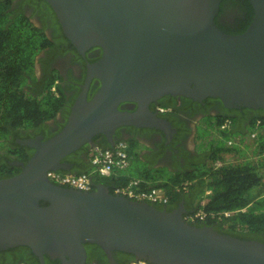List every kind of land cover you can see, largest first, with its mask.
I'll list each match as a JSON object with an SVG mask.
<instances>
[{
    "label": "water",
    "instance_id": "95a60500",
    "mask_svg": "<svg viewBox=\"0 0 264 264\" xmlns=\"http://www.w3.org/2000/svg\"><path fill=\"white\" fill-rule=\"evenodd\" d=\"M45 1L80 53L97 46L102 55L89 65L62 130L22 141L33 153L18 173L0 178V250L28 247L39 264L45 255L86 264L87 243L109 259L121 251L148 264H264L263 242L189 223L181 204L159 209L103 183L83 191L46 177L47 170L71 173L64 158L97 134L114 147L119 127H169L149 108L165 95L264 109V0H248L253 17L238 34L214 22L222 0ZM92 78L99 87L87 100ZM124 102L134 107L121 109Z\"/></svg>",
    "mask_w": 264,
    "mask_h": 264
},
{
    "label": "trees",
    "instance_id": "16d2710c",
    "mask_svg": "<svg viewBox=\"0 0 264 264\" xmlns=\"http://www.w3.org/2000/svg\"><path fill=\"white\" fill-rule=\"evenodd\" d=\"M229 3L240 5L246 12V21L242 20L243 22L236 28L228 29L227 33H242L251 22L253 8L248 0H222L220 10ZM44 42L47 43L48 40L42 30L33 26L24 14L10 10L9 0H0V141L3 144L12 130H15L14 134L21 129L40 128L45 121L53 119L63 107L62 91L57 88L56 93L50 89L53 80L40 90L25 88L28 85V78L35 81L34 59ZM182 99L189 104L188 110L203 108L201 103L184 97ZM204 103L214 104L223 109L216 99L208 98ZM236 110L225 109L223 115L217 114L215 117L208 115V119L212 117L214 119L211 123V132L209 131L212 139L208 143V149L198 154L200 158L194 157L181 170L171 171L164 178L150 174V171L157 169H139L136 176L132 177L127 175L130 170L128 173L124 171L127 166L124 170H114L107 177L92 173L91 189H94V184L103 183L113 192L115 187L125 186L131 179L138 178L143 189L154 187L163 189L172 208L184 199L191 204L188 209L192 208L187 213L198 209L205 214L203 219H195L192 222L189 220V223L194 225L205 223L219 232L264 243V116L252 114L250 121L241 131H234L233 125L230 130L220 129L221 123L226 119H230L233 124L235 117L232 114ZM238 110L248 111L245 107ZM256 121L260 123L254 140L250 141L248 137L255 129ZM229 140L231 144H228ZM125 142L129 143L126 150L130 162L133 163V156L139 160L135 153L138 143L130 140ZM14 146L18 148L12 149L9 146L7 153L26 162L29 158L27 147L17 144ZM106 148H111L108 143L102 149ZM81 150L82 146L71 155L77 153L78 156ZM84 153L90 158L93 150L86 149ZM19 170V166L11 167L4 163L0 167V178L12 176ZM131 170L133 171L132 168ZM89 171L90 167L85 157L80 158L77 168L75 166L71 168V172L75 174ZM183 182L188 183L186 189H177L176 187H180ZM17 254L18 260L24 256L31 264H37L35 257L27 250ZM28 261L24 263L29 264Z\"/></svg>",
    "mask_w": 264,
    "mask_h": 264
},
{
    "label": "flooded vegetation",
    "instance_id": "af4514ba",
    "mask_svg": "<svg viewBox=\"0 0 264 264\" xmlns=\"http://www.w3.org/2000/svg\"><path fill=\"white\" fill-rule=\"evenodd\" d=\"M9 1L10 10L24 14L33 26L43 31L48 40L47 43H43V46L34 59L33 76L35 77V81L28 78V85H26L25 88L27 90H40L43 86H46L51 80H53L52 86L56 89L59 88L64 95L63 107L60 108L53 119L45 121L44 125L40 128L21 129L19 131L17 130L18 133L14 134L13 132L15 130H12L5 141L4 145L7 147L10 146L12 149L18 148L17 146H14V144L27 147L26 152L31 156L33 149L24 145L22 141L34 139L37 136H42V140H45L62 130L70 115L71 108L76 102L77 95L81 92L82 86L85 84L89 65L95 63L101 57L102 50L100 47L91 46L85 50L84 54L80 53L77 47L73 45L63 33L52 8L45 0ZM242 20L246 21V12L236 3H229L221 10L219 6L218 13L214 18L216 26L226 33L228 29L236 28L240 22H243ZM98 87L99 80L92 78L88 90L86 91L87 100L92 97ZM182 98L183 97L181 96L165 95L156 103H151L149 105V108L154 111L156 110L159 117L164 119L170 128L167 127L166 124L161 125L160 129L154 127L141 128L122 126L117 128L113 134L114 143L116 144L120 141L125 142L130 140L136 141L140 145H148L149 150L146 151L145 154H143L140 149L137 152V156L146 161L147 165H164L171 171L181 170V168L187 165L195 156V154L193 155L191 153L190 142H192V140L189 135L194 119L200 118L203 115L207 117L208 115L215 117L217 114L223 115L225 109H237L235 113L232 114L235 117V121L232 125L235 127L236 131H241L250 121L252 114H260L264 116V109L262 108L257 110L247 108V112H238L240 111L238 110V107L240 106H237L236 108H224L220 100L217 98L212 99L219 101L223 109H219V107L214 104L206 105L204 103L205 99L201 102L203 108L188 110L187 107L189 104L184 102ZM133 107L134 105L129 102L120 104V108L124 110L132 109ZM213 117L212 120L214 121ZM12 141L14 142L12 143ZM106 143H110L108 139L103 134H97L92 137L91 143L82 145L83 150L79 152L78 156L77 153L75 155H69L67 158H64V161L71 163V168L74 166L77 168L80 158L86 156L84 153L86 149L91 151L94 149L93 147L102 146L103 148ZM28 148L30 150H28ZM195 158L198 159L200 157L199 155H196ZM75 159H77L76 162ZM19 162L22 161L15 156L9 155L7 151H0V167L4 163H8V166L11 167H21ZM180 204L183 205L186 210L191 205L190 202H186L184 199L178 203V205ZM156 206L159 209H173L168 202L156 204ZM84 246L88 263L131 264V261H136L129 253L112 251V259H109L98 245L87 243L84 244ZM25 249L31 253L30 249L25 246L0 250V262L4 261L5 263L3 264H25L24 262H27L28 260H25L24 256H21L22 258L18 260L17 254L18 252H25ZM33 256L35 257L37 264H39L37 257L35 255ZM44 257L45 264H61L60 260L57 258H50L46 255ZM28 263L31 264L29 261Z\"/></svg>",
    "mask_w": 264,
    "mask_h": 264
},
{
    "label": "built area",
    "instance_id": "2783aa9c",
    "mask_svg": "<svg viewBox=\"0 0 264 264\" xmlns=\"http://www.w3.org/2000/svg\"><path fill=\"white\" fill-rule=\"evenodd\" d=\"M54 91V88H52ZM161 110V109H160ZM231 121L226 119L220 129H226L230 126ZM256 131L251 132V138H254ZM231 144V141H228ZM127 143L120 141L113 148L102 149L96 147L93 149V154L90 157L92 169L90 172L79 174L63 172L58 170H47L46 177L55 184L70 187L78 190L87 191L92 187L91 174L96 173L101 177L110 176L115 169H123L129 164V156L127 153ZM141 181L137 178L131 179L125 186L115 187L113 193L125 196L129 199L138 201H147L152 204H163L169 200L168 195L161 188H145L141 186ZM187 182H183L177 189H186ZM228 214V213H225ZM205 214L201 210L185 216L186 220L193 221L195 219H203ZM87 264H96L89 262ZM132 264H146L144 261H134Z\"/></svg>",
    "mask_w": 264,
    "mask_h": 264
},
{
    "label": "crops",
    "instance_id": "0c3cea01",
    "mask_svg": "<svg viewBox=\"0 0 264 264\" xmlns=\"http://www.w3.org/2000/svg\"><path fill=\"white\" fill-rule=\"evenodd\" d=\"M205 119H206V121H205ZM193 122L194 123H193L192 128H191V130L189 132L191 140L195 139V142H197V140H198L201 143V145H203V147L200 150H198L196 145H193L192 147H190V149L192 150L191 153L193 155L195 154V156H196L198 154L203 153V151H206L208 149V143L212 139V135L209 134V131L211 132V123H213V120L212 119H208L207 116L203 115L200 118L194 119ZM200 122H202V125L204 126V128H201V131L198 132V130H197L198 127H199L198 123H200ZM202 130H203V133H202ZM234 131H236V129ZM198 135L202 136V137H198ZM190 143L194 144L193 142H190ZM139 149L141 150V152L143 154H145V152L149 150V146L148 145H140V144H138L136 149H135V153L136 154L139 151ZM138 158H139V162L141 163V164H139L140 165V169H153V170H155L158 167H163L164 166V165L150 166V165H147V162L142 160L139 156H138ZM85 161L88 162V165H89L90 170H91L92 169V165L90 163V158H87L85 156ZM164 167H166V166H164ZM131 168L133 169V163H131L130 160H129V165L125 168V170L123 168V170L126 173H128V171L130 170V172L127 175H131L132 177H134L139 172V170L136 168L135 170L132 171ZM118 171H120V170H118ZM263 172H264V169H263ZM72 173H74V172H72ZM191 209L192 208H189L187 210L189 211Z\"/></svg>",
    "mask_w": 264,
    "mask_h": 264
},
{
    "label": "rangeland",
    "instance_id": "374dc122",
    "mask_svg": "<svg viewBox=\"0 0 264 264\" xmlns=\"http://www.w3.org/2000/svg\"><path fill=\"white\" fill-rule=\"evenodd\" d=\"M19 14H21V13L19 12ZM205 121H206V119H205ZM198 125H199V127L197 130H198V132H200L201 128H204V126L202 125V122L198 123ZM202 133H203V130H202ZM198 137H202V136L198 135ZM192 142L194 144L190 143V147H192L193 145H196L198 150H200L203 147V145H201V143L198 140H197V142H195V139H193ZM4 150H5V148L2 147V152ZM132 161H133V170H135L136 168L139 170L140 169L139 164H141V163L139 162L137 157L133 156ZM170 173H171V170L167 167H164V166L158 167L156 171H150V174H153L154 176H162L163 178Z\"/></svg>",
    "mask_w": 264,
    "mask_h": 264
},
{
    "label": "clouds",
    "instance_id": "9594fccd",
    "mask_svg": "<svg viewBox=\"0 0 264 264\" xmlns=\"http://www.w3.org/2000/svg\"><path fill=\"white\" fill-rule=\"evenodd\" d=\"M52 88H54V87L51 85V88H50L51 91H52V92H56V88H54V91L52 90ZM56 93H57V92H56ZM228 120H230V119H228ZM224 121H225V120H224ZM224 121H223V122H224ZM230 121H231V120H230ZM223 122H222V123H223ZM222 123H221V124H222ZM259 123H260L259 121H256L255 129L253 130V131H256V133H257V129H258V125H259ZM231 128H232V121H231L230 126H229L228 128H226V129H229V130H230ZM222 130H224V129H222ZM253 131H252V132H253ZM250 135H251V133H250ZM250 135H249V137H248L249 140H250V141H251V139L254 140L255 137H254V138H251ZM255 136H256V135H255ZM229 141H230V140H229ZM2 147L5 148L4 151H7V148H8V147H7L6 145H4L2 141H0V151H1V152H2ZM100 148H101V147H100ZM111 148H113V147H111ZM225 157L228 158V155H226ZM129 160H130V159H129ZM206 160H207V159H206ZM89 172H90V171H89ZM71 173H72V172H71ZM92 185H93V182H92ZM154 188H156V187H154ZM90 190H91V189H90ZM114 194H115V193H114ZM148 203H149V202H148ZM154 205H156V204H154ZM197 210H198V209H197ZM197 210H196V211H197ZM193 212H194V211H193ZM193 212H191V213H193ZM187 214H190V213H186V214L184 215V218H185V216H186ZM185 220H186V218H185ZM186 221L189 222V220H186ZM191 222H192V221H191ZM136 261H143V260H136ZM132 262H134V261H132ZM132 262H131V264H132ZM144 262H145L146 264H148L146 261H144ZM87 263H88V262H87ZM87 263H86V264H87Z\"/></svg>",
    "mask_w": 264,
    "mask_h": 264
}]
</instances>
